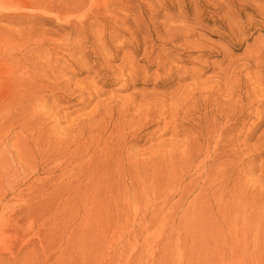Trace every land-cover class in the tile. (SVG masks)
<instances>
[{"label":"rangeland","instance_id":"374dc122","mask_svg":"<svg viewBox=\"0 0 264 264\" xmlns=\"http://www.w3.org/2000/svg\"><path fill=\"white\" fill-rule=\"evenodd\" d=\"M0 91V264H264V0H0Z\"/></svg>","mask_w":264,"mask_h":264},{"label":"bare ground","instance_id":"6f19581e","mask_svg":"<svg viewBox=\"0 0 264 264\" xmlns=\"http://www.w3.org/2000/svg\"><path fill=\"white\" fill-rule=\"evenodd\" d=\"M37 3V2H36ZM89 3V2H88ZM44 6V5H43ZM88 8V7H87ZM84 27V26H83ZM19 72V71H18ZM21 74V73H20ZM25 74V73H24ZM27 74V73H26ZM29 74V73H28ZM18 75V74H17ZM16 75V76H17ZM19 76V78L21 79V83H23L22 84V87L23 86H25V88H27V86L29 87V82H28V80L27 79H23L22 80V78H21V76L22 75H18ZM25 76L26 75H23V78H25ZM15 77V76H14ZM27 77V76H26ZM20 79H19V81H20ZM18 80V79H17ZM17 80H15L14 82H16ZM8 84H10V83H12V82H10V81H6ZM18 83V82H17ZM32 83V82H31ZM35 83V82H34ZM5 84V83H4ZM11 85V84H10ZM9 85V86H10ZM16 85V84H15ZM31 85V84H30ZM37 85V84H36ZM19 86V85H18ZM21 87V86H20ZM33 87V86H32ZM37 89V88H36ZM35 89V90H36ZM22 90V89H21ZM18 91V90H17ZM25 91V90H24ZM28 92H29V90H27ZM32 90L30 89V92H31ZM27 92V93H28ZM24 92H20V94L19 93H17V94H19V98H18V96H17V99H18V102H23V101H25V100H27L26 102H29V98L27 97H25L24 96V94H23ZM36 93V92H35ZM35 93H33V94H35ZM25 97H23V96ZM30 95V94H29ZM3 96V92L2 91H0V99H2L1 97ZM33 96V95H32ZM11 97V95L10 96H8L7 94H5V98H6V100L8 101V104H10V103H13V99H11L10 98ZM35 97H36V95H35ZM35 97H33V98H35ZM16 99V100H17ZM6 100L3 102V104L2 105H0V144H1V142H2V136H3V134L5 133V131L7 130V129H9L10 130V128L14 125V121L15 120H17L18 118H16L15 119V116L16 115H13L12 113H11V111H9V110H7L6 109V107L5 106H3L5 103H6ZM32 100V99H31ZM30 100V101H31ZM3 101V100H2ZM11 101V102H10ZM37 101V100H36ZM15 103H17V102H15ZM24 111H25V109H24ZM23 111V112H24ZM18 113V112H17ZM20 113H22V112H20ZM29 115V114H28ZM31 115V114H30ZM17 116H19V115H17ZM20 116H21V114H20ZM23 116H26L24 113H23ZM20 118V117H19ZM22 118H25V120L26 119H28V118H26V117H22ZM25 120H21L20 122H18V123H24V124H26V121ZM29 120H31V119H29ZM19 121V120H18ZM17 123V124H18ZM28 123V122H27ZM31 122H29L28 124H30ZM35 123V122H34ZM23 124V126H25ZM27 124V125H28ZM19 125V124H18ZM20 126V125H19ZM22 126V125H21ZM22 126V127H23ZM20 128V127H19ZM30 128V127H29ZM6 129V130H5ZM24 129V128H23ZM5 130V131H4ZM22 130V129H21ZM5 136V135H4ZM16 145H17V150H16V156H14V155H12V157H15V159H16V161H19L18 160V158H20V156H21V150L22 149H24V148H26L27 147V143H26V141H24V142H22V143H16ZM1 150V149H0ZM1 152V151H0ZM8 154V153H7ZM22 157H24L23 155H22ZM2 160V159H1ZM0 177H2V175L0 174ZM23 182V181H22ZM15 195V194H14ZM2 196V195H1ZM3 197H6V196H4L3 195ZM3 199V198H2ZM1 202V201H0Z\"/></svg>","mask_w":264,"mask_h":264}]
</instances>
